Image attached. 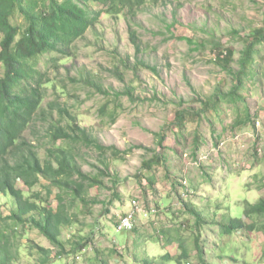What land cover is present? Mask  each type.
<instances>
[{"label": "rangeland", "instance_id": "1", "mask_svg": "<svg viewBox=\"0 0 264 264\" xmlns=\"http://www.w3.org/2000/svg\"><path fill=\"white\" fill-rule=\"evenodd\" d=\"M93 8L98 6L93 4ZM137 11L132 23L125 12L119 16L102 14L95 27L75 41L71 59L59 70L48 67L52 84L46 99L68 108L99 144L120 152L115 156L113 151L101 154L84 144L74 146L81 171L98 184L88 189L86 204L71 207L77 218L63 230V238L70 242L83 237L91 239L89 246L115 248L112 257L100 255L108 264H132L134 252L139 261L142 253L158 258L165 250H176L175 243L163 248L161 238L158 242L152 239L160 227L172 224L169 216L173 215L162 214L157 204L165 201L168 212L179 207L183 176L187 190L183 197L195 203L205 221L194 234L200 236L206 264H264L261 233L254 232L251 242L244 231L221 235L216 226L228 216L243 217L246 201L264 198V45L252 64L258 72L245 81L241 91L247 109L243 103L221 102L217 110L196 117L200 100L208 99L216 89L225 92L233 84L232 77L214 61L213 42L220 41L234 51L232 69L237 70L242 37L264 23V0H147ZM129 25L135 31L138 51ZM177 36L188 37L194 44L188 45ZM39 66L45 71V62ZM83 77L99 80L109 91L129 88L132 95L114 99V94H99L80 82ZM105 104L108 112L116 107L115 120L100 111ZM178 109H185L187 118L192 116L183 128L173 122ZM247 113L251 114L249 121ZM38 128L41 131V120ZM158 134L165 137L167 162L153 164L146 171L142 161L159 150ZM26 137L39 139L34 128ZM36 143L42 155L41 143ZM150 176L155 180L153 186L147 184ZM173 185L178 187L173 189ZM18 187L26 190L20 182ZM34 191L45 194L46 189L37 184ZM56 191L46 198L45 205L56 208ZM116 196L120 200L110 205V197ZM13 207L12 199L0 194V213L7 215ZM151 209L157 212L151 213ZM132 211L133 224L141 235L134 247L132 231L116 229L119 216ZM253 219L264 222V216ZM23 228L20 259L14 264H37V245L53 248L36 229ZM116 231L126 232L127 252L125 245L118 244L122 233ZM92 256V248H87L79 258L63 257L53 264H91Z\"/></svg>", "mask_w": 264, "mask_h": 264}, {"label": "trees", "instance_id": "2", "mask_svg": "<svg viewBox=\"0 0 264 264\" xmlns=\"http://www.w3.org/2000/svg\"><path fill=\"white\" fill-rule=\"evenodd\" d=\"M146 1L0 0V194L10 197L14 206L7 215L0 213V264H14L20 259V237L26 226L36 229L54 249L37 245V264H53L55 259L63 257L76 259L87 248L93 250L91 264H108L100 255L112 257L116 253L113 247L100 249L89 246L91 239L87 241L78 237L68 242L63 238V230L70 228L75 223L73 218H77L78 213L73 212L71 207L77 205L81 208L86 204L88 189L98 184L93 177L81 171L74 146L84 144L94 147L101 154L113 151L115 156L120 152L113 146L99 144L85 128L79 126L68 108L54 99H46L48 85L52 84L48 67L59 70L65 61L71 59L75 41L81 39L88 29L94 28L102 14L119 16L125 12V17L132 23L138 14L137 10ZM93 4L98 8H93ZM129 30L135 50L138 51L139 45L134 39L136 34L131 25ZM176 38L184 40L188 45L194 44L188 37ZM242 40L243 45L236 60L237 70L232 69L234 51L220 41L213 42L212 47L216 51L214 61L232 77L233 84L225 92L216 89L208 99L200 100L201 108L196 111L197 118H201L207 111L217 110L221 102L243 103L247 109L241 91L245 81L258 72L257 65L252 64L254 56L259 54V47L264 45V23L251 29ZM41 61L46 64L45 71L39 69ZM79 80L99 94H114V99L124 94L129 97L132 95L129 88L118 92L104 89L99 80L91 77ZM115 108L108 112L105 104L100 107V111L102 114L108 112L111 119L115 120ZM187 116L185 109L176 110L174 124L183 128L187 120H192V116ZM250 118L251 114L247 113V121ZM40 120L41 131L38 128ZM32 128L39 139L30 140L26 137ZM157 137L159 150L142 161L146 171H150L153 164L163 166L167 162L164 134H158ZM36 141L41 143L42 155ZM168 175L166 173L167 178ZM182 178L180 187L183 193L178 195L179 207L168 212L165 201L160 202L161 205L157 204L162 214L173 215L169 216L172 224L160 227L155 231V241L152 239V242H158L161 238L159 240L165 242L163 248L175 243L176 250H165L158 258H149L146 253H142L139 261L134 252L131 255L132 264H148L154 260L156 264H206L200 236L194 234L205 221L195 203L183 197L187 190L182 183L186 182L185 177ZM19 182L26 190L18 187ZM154 182V177L150 176L147 184L153 186ZM37 184L43 185L45 194L34 191ZM176 187L173 185V189ZM55 189L57 205L53 208L45 204L46 198ZM115 200L119 201L120 196L110 197L108 203L112 205ZM242 207L243 217L228 216L223 222H217L219 233L230 236L244 231L251 242L254 232L264 237V222L256 223L253 219L264 216V198L254 203L246 201ZM178 218L181 219L178 221ZM131 231L134 247L138 245L141 235L135 224ZM116 232L122 233L123 239H119L118 244L125 245L124 250L127 252L126 232ZM235 254L231 256L237 258Z\"/></svg>", "mask_w": 264, "mask_h": 264}, {"label": "built area", "instance_id": "3", "mask_svg": "<svg viewBox=\"0 0 264 264\" xmlns=\"http://www.w3.org/2000/svg\"><path fill=\"white\" fill-rule=\"evenodd\" d=\"M259 124V121H256ZM136 208V200L133 201L132 210ZM151 213H154L156 210H150ZM133 211L130 213H124L123 215L119 216L117 220V230H124V231H131L133 227Z\"/></svg>", "mask_w": 264, "mask_h": 264}, {"label": "bare ground", "instance_id": "4", "mask_svg": "<svg viewBox=\"0 0 264 264\" xmlns=\"http://www.w3.org/2000/svg\"><path fill=\"white\" fill-rule=\"evenodd\" d=\"M134 214V213H133ZM134 217V216H133Z\"/></svg>", "mask_w": 264, "mask_h": 264}]
</instances>
